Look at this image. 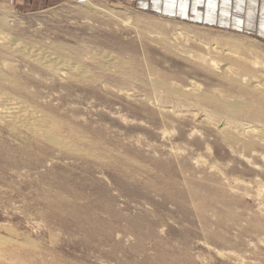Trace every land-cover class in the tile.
<instances>
[{
  "label": "rangeland",
  "instance_id": "374dc122",
  "mask_svg": "<svg viewBox=\"0 0 264 264\" xmlns=\"http://www.w3.org/2000/svg\"><path fill=\"white\" fill-rule=\"evenodd\" d=\"M0 94V264H264V43L0 4Z\"/></svg>",
  "mask_w": 264,
  "mask_h": 264
},
{
  "label": "crops",
  "instance_id": "0c3cea01",
  "mask_svg": "<svg viewBox=\"0 0 264 264\" xmlns=\"http://www.w3.org/2000/svg\"><path fill=\"white\" fill-rule=\"evenodd\" d=\"M79 0H0L22 12L43 11ZM122 1V0H115ZM135 9L179 18L196 26L220 29L264 43V0H127Z\"/></svg>",
  "mask_w": 264,
  "mask_h": 264
},
{
  "label": "bare ground",
  "instance_id": "6f19581e",
  "mask_svg": "<svg viewBox=\"0 0 264 264\" xmlns=\"http://www.w3.org/2000/svg\"><path fill=\"white\" fill-rule=\"evenodd\" d=\"M2 38V37H1ZM13 45V44H12ZM7 47V46H6ZM11 47V46H10ZM15 47V46H14ZM13 48V47H12ZM11 48V49H12ZM18 48H19V45H18ZM9 49V48H8ZM10 49V50H11ZM19 50H21L20 52H29L28 54H30V50L28 49L27 46L23 45V46H20ZM17 49V51H19ZM37 52V51H36ZM34 53V51H33ZM35 55V54H34ZM40 57V59H42L43 61H46L48 60V62H52L53 64L61 61L59 60V58L57 57H53L52 55L50 54H46L45 52H41L39 51L38 54H36ZM40 61V60H39ZM4 95V94H3ZM12 96V95H10ZM8 100V99H7ZM12 102V101H11ZM0 104H3L5 106H2V108L0 109V117L1 118H5V119H8V120H15L17 117L23 115L25 113V109L23 108V106L19 105V104H16V105H11V103H8L5 101V99L3 98V96L0 94ZM23 105V104H22ZM24 112V113H23ZM32 112V111H31ZM31 112H28V114L26 116H28L29 119L32 120V117H31ZM34 117V116H33ZM17 120V119H16ZM26 122L27 119H25ZM19 125H22V124H19ZM3 227V226H2ZM9 240V239H8ZM2 238L0 237V245L2 244ZM2 264V263H1ZM4 264V263H3Z\"/></svg>",
  "mask_w": 264,
  "mask_h": 264
}]
</instances>
